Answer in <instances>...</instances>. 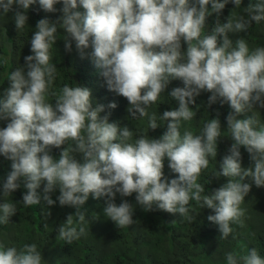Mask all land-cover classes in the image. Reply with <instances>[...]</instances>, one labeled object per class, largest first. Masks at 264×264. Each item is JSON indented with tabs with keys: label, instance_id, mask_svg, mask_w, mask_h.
Segmentation results:
<instances>
[{
	"label": "clouds",
	"instance_id": "9594fccd",
	"mask_svg": "<svg viewBox=\"0 0 264 264\" xmlns=\"http://www.w3.org/2000/svg\"><path fill=\"white\" fill-rule=\"evenodd\" d=\"M36 3L0 0V15L12 12L19 33ZM229 3L232 10L240 9L242 0H38L44 12L61 15L37 21L30 40L32 54L8 74L9 86L0 95V121L7 122L0 128V155L11 162V171L0 184V225L11 221L18 204L30 207L42 199L53 206L58 201L61 207L76 209L57 228V239L71 245L86 235L82 209L90 195L104 198L103 214L119 229L135 222L136 206L144 212L179 214L194 223L197 215L192 214L191 202L195 201L200 209L214 213L207 220L218 226L219 239L230 235L235 239L232 225L245 227L247 209L241 207L245 197L253 184L264 187V124L256 111L264 109V47L250 49L245 39L233 41L229 34L247 33L264 21V0L250 3L244 14L231 11L222 23L220 14ZM57 4L62 7L57 9ZM213 14L214 26L205 34L206 20ZM61 30L65 50L70 52L74 41L80 58L94 61L107 89L128 101L127 118L147 117V131L139 130L133 139L128 125L109 122L111 112L100 115L105 106L93 107L87 87H56L58 70L51 50ZM174 80L182 81L183 87L168 92L177 106L160 115L162 125L147 109ZM202 92L210 93L207 107L218 102L230 107L227 131L234 141L220 170L212 175L228 180L210 192L198 180L208 169L209 158L217 157L222 135L219 112L200 134L180 131L182 122L195 117L191 106ZM107 107L115 109L117 104ZM161 126L166 130L159 138L149 136L150 129ZM242 146L249 153L246 168ZM53 148L62 149L58 159L51 154ZM76 154H82V161ZM165 159L176 178L165 176ZM41 186L42 196L37 191ZM21 187L26 189L22 201L14 202L10 198ZM117 194L121 198L135 194V205L128 199L117 205ZM225 258L227 264H264L255 247L246 254L227 252ZM0 264L45 261L36 243L19 248L0 243Z\"/></svg>",
	"mask_w": 264,
	"mask_h": 264
},
{
	"label": "trees",
	"instance_id": "16d2710c",
	"mask_svg": "<svg viewBox=\"0 0 264 264\" xmlns=\"http://www.w3.org/2000/svg\"><path fill=\"white\" fill-rule=\"evenodd\" d=\"M192 2L193 0H190V3ZM256 2L257 0H242L241 8L235 10H232L234 5L229 3L220 14L221 22H227L231 11L244 14V8ZM56 7L60 9L62 4H57ZM27 14L28 25L19 33L14 25L12 12L7 16L0 15V95L9 86L8 74L16 67L23 66L24 57L32 54L30 40L36 30L37 21L45 17L55 20L61 15L59 11L44 12L40 9L38 0L36 4L30 6ZM215 20V14L207 18L205 34L211 31ZM63 34L61 30V36L51 50L52 63L58 70L56 87H62L64 84L87 87L92 92L93 107L97 104L105 106V111L100 115L104 116L111 112L109 122H118L121 126L128 125L133 130V139L138 136L139 130L147 131V117L139 120L127 118L128 101L107 89L94 61L91 58L81 59L74 41H72V50L70 52L65 50ZM229 35L233 41L238 38L245 39L250 49L256 46L264 47V21L253 24L247 33ZM86 51L90 52L91 49ZM5 60L7 63L4 62ZM174 87H183L182 81H172L168 89L161 94L160 99L147 109L149 115L156 114L158 122L162 125L165 122L159 121L160 115L165 110H172L177 106V101L168 96V92ZM209 95L210 93L202 92L196 98V104L191 106L196 112L195 117L191 121L182 122L180 129L181 134L185 129L192 131L194 135L200 134L204 124L209 119L215 118L217 111L219 112L222 135L217 141V157L209 158V167L198 180L205 184L206 192L219 188L227 182V177L215 178L212 175L220 170L223 157L229 154L228 149L234 143L227 131L226 116L231 111L230 107L227 104L221 106L219 102L207 107ZM112 102L117 104L115 109L107 107ZM256 111L261 123L264 124V109L258 108ZM6 123L0 121V128L6 127ZM165 130L166 127L161 126L155 130L150 129L148 134L152 138H159ZM61 150L53 148L51 154L58 159ZM240 150L242 167L246 168L250 164L249 153L243 146ZM76 159L82 161V154H76ZM10 163L0 155V184L11 171ZM164 163L165 176L169 180L176 178L178 174L169 169L167 159ZM245 182H249L247 178ZM42 189L43 186L37 190L41 196ZM25 191L23 187L17 189L10 199L14 202L22 201ZM58 195L57 190L52 194V199L56 200ZM122 199H128L135 205V194L126 198H121L117 194L115 203L119 205ZM2 202L3 200L0 199V203ZM103 204L104 198L96 200L89 196L82 209L86 210L84 224L86 235L73 241L71 245L57 239V228L66 220L67 215L75 213V208L61 207L58 201L53 206H46L42 199L41 204L30 207L18 204L17 213L11 217V221L7 225H0V243L17 248L22 247L23 244L36 243L45 264H227L225 253L236 250L246 254L252 247L264 257V187L257 188L253 184L250 193L245 197L241 205L242 208L247 209L245 227L232 225L235 229V239L232 235L227 239H219L218 226L207 220V216L214 213L211 209H200L195 201L191 202L194 210L192 214L197 215L194 223L184 221L179 214L174 215L158 209L144 212L136 206L133 215L135 222L123 229L117 228L114 222L104 216ZM48 211L51 212L50 217L46 215ZM173 220L175 223H172Z\"/></svg>",
	"mask_w": 264,
	"mask_h": 264
}]
</instances>
